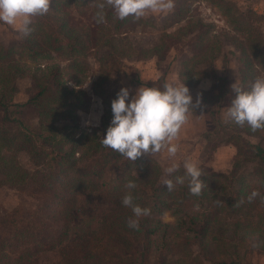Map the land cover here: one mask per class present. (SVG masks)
<instances>
[{
    "label": "trees",
    "instance_id": "trees-1",
    "mask_svg": "<svg viewBox=\"0 0 264 264\" xmlns=\"http://www.w3.org/2000/svg\"><path fill=\"white\" fill-rule=\"evenodd\" d=\"M199 1L215 7L230 28L243 35L237 42V85L248 90L255 80L253 73H264V36L257 25L262 15L240 8L235 0ZM97 2L52 0L48 14L31 18L29 35L21 32L22 37L16 38L17 28L10 30L8 39L0 38V186L19 190L25 199L11 209L0 206V264H24L65 240L67 214L76 195L101 202L97 226L53 264H250L245 255L251 252L254 264H264V204L259 197L247 199L253 190L264 195V130L252 132L247 124L217 121V113L224 121L225 112L219 111L224 78L211 75L215 99L203 97L195 111L208 115L202 136L217 132L212 128L215 123L224 134L220 146L215 141L209 151L233 145L235 153L223 167L198 165L205 183L199 196L190 194L187 181L175 184V178L184 175L183 162L166 176L157 154L132 162L103 147L100 138L112 119L111 108L97 126L77 133L76 112L86 108V93L80 86L92 75L89 60L97 59L98 49H109L104 55L105 74H109L113 63L137 54L125 37L126 22L134 19L119 20L106 9L105 22L97 23ZM203 37L194 31L181 46L190 51L189 46L200 45ZM116 41L121 44L118 48ZM56 58L65 66L45 65L47 59ZM24 60H39L42 67L30 70ZM187 60L179 65L184 67ZM61 75H67L75 88H68ZM198 76L207 75L201 71ZM22 77H29L34 90L25 100L16 101V80ZM182 79L191 85L186 77ZM137 82L134 78L131 84ZM108 88L111 104L122 86ZM228 96L232 100L235 94L231 90ZM26 111L32 114L27 116ZM21 155L30 163H22ZM165 178L173 180L172 191L163 185ZM129 180L137 185L131 190L134 203L151 209L150 216L138 218L139 230L127 226L129 219L137 218L121 203ZM164 212L172 222L160 220ZM238 216L250 221L242 223Z\"/></svg>",
    "mask_w": 264,
    "mask_h": 264
},
{
    "label": "rangeland",
    "instance_id": "rangeland-1",
    "mask_svg": "<svg viewBox=\"0 0 264 264\" xmlns=\"http://www.w3.org/2000/svg\"><path fill=\"white\" fill-rule=\"evenodd\" d=\"M235 1L240 8H249L262 15V18L257 25L260 27V30L264 36V0ZM174 5L176 7L174 6L172 12L176 11V14L172 16L171 14H168L163 18H161L162 16L158 17L161 18V20H159L157 17L145 16L140 18L143 21L132 20L126 22V40L129 41L131 47L133 48L132 43L135 34L137 32L147 31V35L152 36L153 41L157 40L156 45L153 47V50L156 52V57H158V66H161L160 68L164 69V72L167 70V66H164L165 68L162 67L164 64L163 61L167 59L168 55H171L172 48L175 49L173 60L177 59L178 61H184L187 54H193L194 56H188L187 63L184 67L183 65H180V73L181 75H183L182 77H186L187 83L190 81L191 87L194 83V80L196 79L197 84L199 80L198 77H200L198 76V74L201 71L208 76H205V78L203 77L201 79V90L196 88V91L192 93L190 92L191 96L193 97V102L195 103L198 97L201 101L200 105L203 102V97L205 99H215V95L217 93V91L215 90L216 84L214 83L215 76L212 78L210 77L211 75H218L224 78L225 89V94L220 98L221 103L219 106V111L226 112V109L231 101V97L228 96L231 92L230 86L235 82L237 83V81L239 80V75L237 74V67L239 66V63L237 59L239 53L238 45L240 46V44L237 42L243 37V35L237 34L235 31H233L225 18L220 15L219 11L215 7H211L204 1L181 0L177 2L176 0H174ZM156 18L157 20H159L158 24ZM32 19L34 18L32 17ZM150 20L153 21L151 22ZM157 29H159V32H156ZM10 30L11 29H7L5 27L1 28L0 38L8 39L13 33ZM194 31H196L197 33H203L204 37L200 45L191 44L189 46L191 50L189 51L186 50L185 47L181 46V42L188 39ZM17 34L18 35H16V38L19 39L20 37H22L20 31H18ZM157 37H159L160 40L157 39ZM114 44L117 45V48L118 46H121L119 41L114 42ZM103 49L104 48L98 49L99 52L97 55H95L97 59L91 58L89 60L92 68L88 71H90L92 75H88V77L85 78L80 86L84 93H86V108L83 110H78L76 112L77 133L90 131L92 128L97 126L104 113H107V110L111 108L110 100L107 99V94L110 91L108 88L109 85L112 86L113 84H121L125 88L129 89L130 93L129 84H131L132 80L138 74V69L135 66V62L133 60L134 58H137L136 56L139 57L141 54L143 55L148 52L145 51V49H140V55L130 53L129 57H125L120 61H116L117 64L113 63L112 67H114L111 69L109 74H105V69L108 65V62L106 56L104 55L108 53L109 49ZM184 49L186 50V52H184ZM261 49L264 51V42L261 44ZM134 50L137 51L136 49ZM168 52L170 54H167ZM102 56L104 57L100 59ZM125 59H127L126 64L124 62ZM24 62L27 64L30 70H32L33 67L37 65L39 66V60L35 62L24 60ZM44 63L48 66L51 64H59L60 67L65 66L61 58L49 60L47 59L46 61H44ZM141 66L144 71H148L147 66ZM39 67L42 66L40 65ZM116 68L118 69L116 70ZM160 68L157 69L161 71ZM194 69L197 72H194ZM119 70L122 73L119 72ZM177 72L179 73V70H177ZM253 74L255 79L264 77V73L262 72H255ZM61 77L68 88H75L73 84L69 80H67V75H61ZM155 86L156 88H160V84L158 81L155 82ZM16 87L17 91L14 96L16 101L25 100L34 90L33 86L30 84L29 77L18 78L16 80ZM133 94L134 92L132 91L130 93V98ZM198 107L201 108L200 106ZM214 108H216V106H214ZM195 110L196 107L193 108L192 112L199 113L198 118L200 116V119L198 120H200V122L202 120L203 127L205 128V125L209 121L207 113L203 111L198 112ZM25 114L27 116H30L32 113L30 111H26ZM215 117L217 118V121L219 123L226 124L223 123V117L218 113ZM217 127L218 126L215 123L212 128L217 129V132H214L211 135H200L199 139L197 140V144L199 147H194V145H191V143H189L188 145L180 146V151L177 153V156L175 158H168L166 153H158L157 157L163 165V167H161L163 172L164 169L166 167H169L173 162L181 164L183 160H185L182 158V155L185 154L187 156V159L193 160L197 163V165L206 164L210 167H223L228 165L231 156H233L235 153L233 145H225L209 151V148L213 144V142L216 141L219 145L224 138V134L218 132ZM19 160L22 163H30L25 155H21ZM22 197L23 196L21 195L19 190L8 188L7 186H0V206L11 209L20 204L21 200L25 201V199H22ZM100 209L101 202L99 200H91L90 202H88L84 199L83 196L76 195L73 207L67 214V218L69 221V232L67 238L49 250L37 252L36 254L32 255L24 262V264H53L60 255L64 254L76 243H81V239L86 238L93 230L96 229L97 219L101 212ZM238 219L242 223L250 221V218L242 216H238ZM160 220L162 222H172L173 218L167 212H164L161 215ZM245 258L250 264L255 263V254L253 252L245 255ZM201 264L208 263L205 261Z\"/></svg>",
    "mask_w": 264,
    "mask_h": 264
},
{
    "label": "clouds",
    "instance_id": "clouds-1",
    "mask_svg": "<svg viewBox=\"0 0 264 264\" xmlns=\"http://www.w3.org/2000/svg\"><path fill=\"white\" fill-rule=\"evenodd\" d=\"M52 0H0V22L14 25L25 36L29 35L31 18L44 16L50 11ZM174 0H98L95 19L104 23L106 9H111L115 17L124 20L132 17L139 20L149 13L170 12L174 8ZM235 94L224 114L225 123L233 122L243 127L249 126L252 132L264 130V77L252 82L248 90L233 83ZM199 97L193 102L188 87L184 82L165 81L163 88L141 86L131 96L129 89L122 87L111 101L112 119L100 143L121 157L134 162L141 156L166 153L168 158H175L180 151L176 142L182 127L189 119V112L200 105ZM180 165L173 162L164 169L166 176L178 171ZM184 175L175 178V184L187 187L191 195L199 196L205 187L203 171L191 159L183 161ZM172 179H163V185L168 191L175 187ZM137 185L129 180L125 188L129 191L122 197L124 207L131 209L137 219H129L127 226L139 230V219L151 215V209L134 203L132 191ZM259 197L264 204V195L253 190L247 197L251 202ZM223 203L222 201H215ZM243 201L237 202V204Z\"/></svg>",
    "mask_w": 264,
    "mask_h": 264
},
{
    "label": "crops",
    "instance_id": "crops-1",
    "mask_svg": "<svg viewBox=\"0 0 264 264\" xmlns=\"http://www.w3.org/2000/svg\"><path fill=\"white\" fill-rule=\"evenodd\" d=\"M257 1H259V0H257ZM249 3H251V2H249ZM250 6H251V4H250ZM171 13H172V10L170 12H165V13H149L146 16L157 17V18L162 16L161 18H163L166 15L171 14ZM157 18H156V21L158 24L159 20H161V18H158L159 20H157ZM150 21L152 22L153 20H150ZM4 27L7 29H13V30L18 28L17 26L7 25L3 22H0V29L4 28ZM146 32L147 31L137 32L134 36V39H133L132 46L134 49L137 50L138 55L141 54L140 49H145V51H148V52L143 54V55L141 54L139 57L136 56L137 58H134V60H133L135 62V66L138 69L137 70L138 74L135 77L138 80V82L135 84H129L130 85V93L133 91L135 94V90L141 86L156 87L155 82H157V81L159 82L161 89L163 88V84L165 83V81L175 82L177 85L182 84L183 82L185 84V80L182 79V75H179L177 72V70H180V65H179L180 61H178L177 59L173 60V54L175 53V49L172 48L171 55H168L167 59H165V61H163L164 64L162 67L165 68L167 66V70L164 72V69H161L160 68L161 66H158V63H157L158 57H156V52L153 50V47L156 45L157 40L153 41L152 36L147 35ZM156 32H159V29H157ZM148 34H150V33H148ZM157 39H159V37H157ZM167 54H170V53L168 52ZM188 56H189V54H187V56L185 58L188 59ZM126 61H127V59H125V61H124L125 64H126ZM141 65L147 66L148 71L147 72L144 71L142 69ZM157 68H160L161 71H159ZM120 70H119V72H121ZM149 73H151V74H149ZM202 78L203 77H199L197 84L195 82L191 87L186 86V84H185V86L188 87L189 92L192 93V92L196 91V88L201 90V88H202L201 79ZM120 86L124 87L121 84H120ZM198 114L199 113H197V112H192V111L189 112V119H188L187 123L182 127L180 134H179L177 141H176L180 146L188 145L189 143H191V145H194V147H199L197 144V140L199 139L201 132H202L204 127H203L202 120H201V122H200V120H198V119H200V116L198 118Z\"/></svg>",
    "mask_w": 264,
    "mask_h": 264
}]
</instances>
